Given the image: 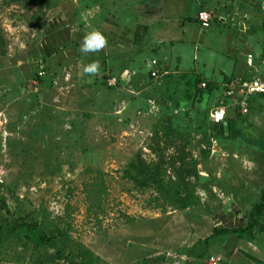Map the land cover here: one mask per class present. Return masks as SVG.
Masks as SVG:
<instances>
[{"label": "rangeland", "instance_id": "obj_1", "mask_svg": "<svg viewBox=\"0 0 264 264\" xmlns=\"http://www.w3.org/2000/svg\"><path fill=\"white\" fill-rule=\"evenodd\" d=\"M248 59L264 0H0V264H264V96L210 119Z\"/></svg>", "mask_w": 264, "mask_h": 264}, {"label": "built area", "instance_id": "obj_2", "mask_svg": "<svg viewBox=\"0 0 264 264\" xmlns=\"http://www.w3.org/2000/svg\"><path fill=\"white\" fill-rule=\"evenodd\" d=\"M209 10L201 9L198 11V21L202 27H208L212 21ZM205 85V83H204ZM259 96H264V78L259 76L232 77L224 84L223 96L218 100L212 109L210 116L214 123L226 124L228 111L231 106L240 114H246L250 110V102ZM212 263H219V255H211Z\"/></svg>", "mask_w": 264, "mask_h": 264}, {"label": "trees", "instance_id": "obj_3", "mask_svg": "<svg viewBox=\"0 0 264 264\" xmlns=\"http://www.w3.org/2000/svg\"><path fill=\"white\" fill-rule=\"evenodd\" d=\"M201 9H205V8H203L202 5H197L196 13ZM228 122L229 120L226 121L228 125V129L231 130V124H228ZM220 125L224 126L223 123H221ZM144 168H146V166ZM263 212H264V192L261 195V201L256 203L253 209L251 210V212L249 213L248 217L250 219L249 221L250 228H252L257 223L259 216L262 215ZM19 228H21V230L25 232L24 235L28 238V240L30 242H33L37 246L45 245L51 240L50 236L47 233H45L43 228L37 222H34V223L26 222L20 225ZM240 231L241 233H239V235L242 236L243 229ZM220 233H221V230L215 229V232L213 234L215 235V234H220Z\"/></svg>", "mask_w": 264, "mask_h": 264}, {"label": "clouds", "instance_id": "obj_4", "mask_svg": "<svg viewBox=\"0 0 264 264\" xmlns=\"http://www.w3.org/2000/svg\"><path fill=\"white\" fill-rule=\"evenodd\" d=\"M104 42L105 39L103 35L98 31H94L85 37L84 43L81 45L80 50L84 53H89L102 47ZM97 68L98 65L96 63H91L85 66L84 71L86 73H95Z\"/></svg>", "mask_w": 264, "mask_h": 264}, {"label": "crops", "instance_id": "obj_5", "mask_svg": "<svg viewBox=\"0 0 264 264\" xmlns=\"http://www.w3.org/2000/svg\"><path fill=\"white\" fill-rule=\"evenodd\" d=\"M212 20H213V18H212ZM239 66H241L240 67V69L239 70H241L242 68V70L239 72V74L240 75H235V76H233V77H236V76H238V77H250V76H259V75H257L256 74V72L257 73H261V75L263 74L264 75V72L263 71H261V67L260 66H256V65H254V66H252V63H251V60L250 59H248L247 61H246V64L245 65H241V64H239L238 63V67ZM254 67V68H253ZM245 69H248V72H249V70H251L252 71V74H247L246 72H243V73H241L242 71H244ZM255 74H254V73ZM261 75L259 76V77H261ZM263 75H262V77L261 78H264L263 77ZM232 78V77H231ZM230 78V79H231ZM229 81V80H228ZM227 81V82H228ZM222 91H224V85H223V87H222ZM223 93V92H222ZM221 93V97L223 96V94ZM220 97V98H221ZM219 98V99H220ZM218 99V100H219ZM255 99H262V97L261 96H259V97H256V98H254L251 102H250V110H249V112L248 113H246V114H240V113H238L236 110H235V112H236V114H234L235 116L234 117H231V115L230 114H228V118H227V120H229L230 118H232V119H235L236 117H242V116H247L249 113H250V111H251V107L253 106V102H254V100ZM229 113V112H228ZM238 115V116H237ZM210 119H211V116H210ZM216 124H221V123H216ZM224 124V123H223ZM227 124V123H226ZM226 124H224L225 125V127L227 126Z\"/></svg>", "mask_w": 264, "mask_h": 264}]
</instances>
